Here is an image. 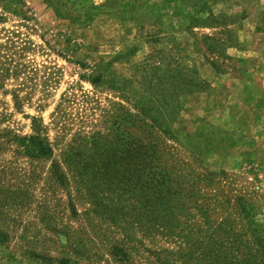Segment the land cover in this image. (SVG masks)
Returning a JSON list of instances; mask_svg holds the SVG:
<instances>
[{"label": "rangeland", "instance_id": "374dc122", "mask_svg": "<svg viewBox=\"0 0 264 264\" xmlns=\"http://www.w3.org/2000/svg\"><path fill=\"white\" fill-rule=\"evenodd\" d=\"M263 46L264 0H0V264H264V166L208 121L260 118Z\"/></svg>", "mask_w": 264, "mask_h": 264}, {"label": "crops", "instance_id": "0c3cea01", "mask_svg": "<svg viewBox=\"0 0 264 264\" xmlns=\"http://www.w3.org/2000/svg\"><path fill=\"white\" fill-rule=\"evenodd\" d=\"M252 53L259 57V61L255 66L261 76L264 77V46L259 50L252 51ZM250 69L253 70V67ZM236 80V78H230L231 88L229 92L231 96L238 93V89L234 85ZM246 88L247 94L245 95V103L243 106L250 109L256 108L260 110L261 113L259 119L253 120L250 117H247L245 124L239 129H235L230 120L224 121V126L221 127L216 125L217 120L212 121L208 119V121L214 124L217 127V130H221L225 135L233 136L234 138V140H231V142H228L226 145L224 156L226 162L231 157H239L242 163H253L252 161L255 160L257 163L254 164L264 166V96L260 95L259 93H261V91H259L257 87L251 86L250 83H248ZM223 96H225V94ZM229 104H231L230 107L233 109L239 110L241 108V106L235 104V100L231 101ZM225 167L227 166L225 165Z\"/></svg>", "mask_w": 264, "mask_h": 264}, {"label": "trees", "instance_id": "16d2710c", "mask_svg": "<svg viewBox=\"0 0 264 264\" xmlns=\"http://www.w3.org/2000/svg\"><path fill=\"white\" fill-rule=\"evenodd\" d=\"M130 7H131V2L120 1L119 6H117V14L119 16H122L121 18L126 17V15L129 14ZM214 67L217 69L215 65ZM223 136H226V139H228V136L225 135L224 132H223ZM215 138L216 135L214 136L213 141ZM199 139L200 138H198V140ZM32 141L39 147V151L41 155L48 157H51L53 155V148L47 141L40 139L38 137H33ZM213 141L211 143H214ZM151 150H152V154H151L152 157L154 155V149L151 148ZM209 153H214V151L213 152L210 151ZM152 173H153V177H151V184H152L151 186L152 189L155 190V192L152 193L153 199L161 201V203L163 204L168 203L172 199H175L173 197H176L179 194V187H175V185H173L174 182H172L169 173L167 171H164V169L159 171L153 169ZM4 241H6V234L0 230V242H4Z\"/></svg>", "mask_w": 264, "mask_h": 264}]
</instances>
